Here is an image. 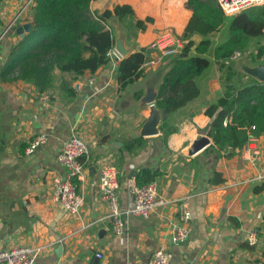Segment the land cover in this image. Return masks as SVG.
<instances>
[{
    "label": "crops",
    "instance_id": "crops-1",
    "mask_svg": "<svg viewBox=\"0 0 264 264\" xmlns=\"http://www.w3.org/2000/svg\"><path fill=\"white\" fill-rule=\"evenodd\" d=\"M185 2L96 0L91 10L101 14L129 5L138 19L151 18L146 30L134 38L120 31L123 27L115 18L107 21L114 33L113 49L124 51L122 59L144 48L148 62L156 55L152 45L160 34L182 36L191 15ZM33 4L32 0H0V72L8 50L22 38L17 28L32 26ZM211 60L196 81L199 96L179 111L166 114L159 135L153 137H140L139 131L150 106L155 105L167 61L142 66L140 79L120 91L117 66L109 60L73 84L76 98L65 106L50 103L31 84L0 80V251L40 247L42 253L34 264H93L95 259L96 264H147L159 248L171 251L172 264H261L264 235L257 247L247 246L246 236L258 228L264 234L263 183L252 181L264 172V135L256 139L259 154L255 157L243 148L216 155L206 152L207 147L188 155L196 131L207 130L210 120L205 110L222 96L218 68ZM262 63L264 56L256 58L253 44L229 62L237 76L252 81L256 80L246 71ZM164 122L175 130L166 138L160 129ZM73 129L88 147V155L82 159V178L75 182L84 197L77 219L54 201L52 191L53 180L65 174L56 156ZM38 134L47 136V142L32 155L26 154L29 142ZM139 138L143 140L138 142ZM132 142V150H126ZM106 165L117 169L121 212L132 205L128 180L143 169L155 173L151 183L167 203L146 220L122 215L124 232L114 234L106 220L109 206L98 189L99 171ZM213 171L222 174V183H211ZM183 201L190 213L187 223L180 220ZM170 224L189 231L183 244L170 243ZM96 254L102 257L96 258Z\"/></svg>",
    "mask_w": 264,
    "mask_h": 264
},
{
    "label": "trees",
    "instance_id": "trees-1",
    "mask_svg": "<svg viewBox=\"0 0 264 264\" xmlns=\"http://www.w3.org/2000/svg\"><path fill=\"white\" fill-rule=\"evenodd\" d=\"M32 1L31 29L8 50L0 80L31 84L38 94L47 95L50 103L62 106L76 98L73 84L86 72L93 74L109 63L108 53L115 45L114 33L107 25L109 19L115 18L128 38L145 31L152 22L151 18L138 19L129 5L98 14L91 10V3L96 0ZM184 7L191 12L180 37L184 47L179 56L165 60L155 106L169 115L196 99L200 94L196 81L213 59L222 96L204 113L210 120L206 134L211 140L205 151L231 154L250 139L264 135V83L244 80L229 64L236 53L248 52L252 44L256 58L264 56V4L232 16L224 15L216 0H186ZM219 33L224 37L214 43L213 37ZM146 53L147 49L142 48L117 65L120 91L140 79ZM160 129L164 138L175 131L166 122ZM140 140L143 139H137ZM133 145L134 142L128 143L125 149L131 151ZM213 172L211 183H222V174ZM154 179L155 173L147 169L135 174L139 186ZM255 232L261 241L264 234L259 228Z\"/></svg>",
    "mask_w": 264,
    "mask_h": 264
},
{
    "label": "built area",
    "instance_id": "built-area-1",
    "mask_svg": "<svg viewBox=\"0 0 264 264\" xmlns=\"http://www.w3.org/2000/svg\"><path fill=\"white\" fill-rule=\"evenodd\" d=\"M219 8L224 15L232 16L241 10L253 6L264 4V0H216ZM10 27V26H9ZM8 27V28H9ZM7 30V29H6ZM2 31L0 30V35ZM184 47L183 41L170 32H163L153 42L152 49L155 51V57L143 66L155 67L167 59L175 58L180 55ZM240 53H236L232 58H239ZM108 58L114 65H118L122 56L112 49L108 53ZM92 83V82H90ZM45 99V96H42ZM226 123L224 122L223 125ZM48 138L44 134H38L28 144L25 153L32 155L40 146L47 142ZM246 153L255 157L259 154L256 148V139H250L243 147ZM88 155V147L84 139L72 130L70 136L62 143L60 151L56 156V162L65 170L64 177L55 178L52 182L53 199L60 204L65 212L73 217L79 218L84 197L78 192L76 181L81 180L83 175L82 159ZM257 183H264V172L259 173L252 180ZM98 189L102 200L107 202L110 214L106 220L110 223L111 231L116 235L124 232V224L121 216L141 217L148 219L157 208L163 206L167 201L160 198L157 187L154 183L139 186L135 178L128 180V194L131 200V207L122 212L117 205L118 173L112 165L103 166L99 171ZM180 220L184 223L189 222L190 213L187 209L186 201L180 202ZM170 243L172 245L183 244L189 231L184 226L170 224ZM261 241L257 233L251 232L246 236V244L249 247H257ZM42 253L40 247H19L11 250L0 251V264H34L36 258ZM101 254H96V258H101ZM147 264H172V253L169 249H156Z\"/></svg>",
    "mask_w": 264,
    "mask_h": 264
},
{
    "label": "water",
    "instance_id": "water-1",
    "mask_svg": "<svg viewBox=\"0 0 264 264\" xmlns=\"http://www.w3.org/2000/svg\"><path fill=\"white\" fill-rule=\"evenodd\" d=\"M31 27L30 25H24L21 27H18L16 30V33L19 35H22V38L24 37L23 34L30 31ZM116 51L121 55L124 56V51L120 49L119 47H116ZM246 74L250 76L251 78L255 79L256 82L264 83V63L257 65L253 68H250L246 71ZM77 89V86H75ZM150 113L148 118L144 121L142 124L139 136L140 137H153L159 135V126L160 123L165 119V111L159 110L155 105L150 106ZM211 144L210 139L208 138L206 131L204 130H197L196 131V137L194 138L193 142L191 143L188 155L193 156L199 153L200 151L204 150L205 148L209 147ZM61 247L58 246L56 249L57 255L60 254ZM96 259L94 260L93 264H96Z\"/></svg>",
    "mask_w": 264,
    "mask_h": 264
},
{
    "label": "rangeland",
    "instance_id": "rangeland-1",
    "mask_svg": "<svg viewBox=\"0 0 264 264\" xmlns=\"http://www.w3.org/2000/svg\"><path fill=\"white\" fill-rule=\"evenodd\" d=\"M120 31H123V32H125V30L122 28V29H120ZM122 32V33H123ZM223 37H224V35L222 34H217L215 37H213V42L215 43V42H219V41H221L222 39H223Z\"/></svg>",
    "mask_w": 264,
    "mask_h": 264
}]
</instances>
